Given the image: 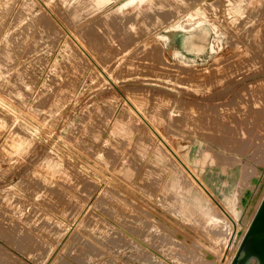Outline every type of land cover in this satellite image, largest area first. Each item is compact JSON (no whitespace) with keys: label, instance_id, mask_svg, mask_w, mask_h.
<instances>
[{"label":"rangeland","instance_id":"1","mask_svg":"<svg viewBox=\"0 0 264 264\" xmlns=\"http://www.w3.org/2000/svg\"><path fill=\"white\" fill-rule=\"evenodd\" d=\"M190 13L211 27L210 49L221 42L201 60L171 58L166 37ZM263 32L264 0H0V203L20 208L6 221L34 223L16 227L47 252L37 264L217 263L214 230L226 237L230 222L148 130L186 146L226 205L252 186L264 175ZM188 36L204 47L205 34ZM250 113L262 136L248 133Z\"/></svg>","mask_w":264,"mask_h":264},{"label":"bare ground","instance_id":"2","mask_svg":"<svg viewBox=\"0 0 264 264\" xmlns=\"http://www.w3.org/2000/svg\"><path fill=\"white\" fill-rule=\"evenodd\" d=\"M132 2H137V0H131ZM187 2V1H186ZM45 5V4H44ZM46 11V10H45ZM48 13L46 12V14H49L53 17H55L48 8H47ZM55 10H53L54 12ZM58 11V10H57ZM59 12V11H58ZM57 12V13H58ZM56 13V12H55ZM56 13V14H57ZM64 14V13H63ZM151 14V13H150ZM261 14V13H260ZM48 15V16H49ZM118 15V14H117ZM57 16V15H56ZM154 16L157 18H161L160 16H163V13L161 11H155ZM41 18V15L39 16ZM50 17V16H49ZM47 15H44V18L42 17L41 19L44 20V22H49L50 20L47 19ZM52 18V17H51ZM53 19V18H52ZM58 19V18H57ZM59 20V19H58ZM57 20V21H58ZM195 24H191V26H189V24L185 25L187 22H194ZM43 22V23H44ZM60 22V21H59ZM186 22V23H185ZM56 23V22H55ZM61 23V22H60ZM182 23H185L184 25ZM181 25L177 24V27L180 28V30L186 31L188 34L192 35V39H194L193 36H196V33L198 31H200L203 26H204V21H202V19H200L198 16H196L195 14H189L186 18L185 21H182ZM49 24V23H48ZM51 24V23H50ZM49 24V25H50ZM48 25V26H49ZM52 25V24H51ZM57 25V24H55ZM61 25V24H60ZM47 26V25H46ZM65 27V26H64ZM66 28V27H65ZM172 29V28H170ZM176 29V28H174ZM64 31V30H63ZM68 31V30H67ZM215 31V29H214ZM71 32V31H69ZM65 33V32H64ZM216 33V31H215ZM264 33V32H263ZM66 34V33H65ZM70 34V33H69ZM204 34V33H203ZM218 34V33H217ZM216 34V35H217ZM70 36V35H69ZM68 37V36H67ZM198 38H201V35L198 33ZM73 38V37H72ZM169 39V37H166V40ZM214 41L213 45H211V52H215V44H219L221 42V37L220 35H217V37L213 38ZM72 40V39H71ZM73 41V40H72ZM74 42V41H73ZM79 42V41H78ZM134 42V41H133ZM77 43V42H75ZM74 43V44H75ZM198 43V42H197ZM80 45V44H79ZM78 45V46H79ZM212 46H214L212 48ZM80 47V46H79ZM120 47V46H119ZM80 49V48H79ZM82 49H85L82 47ZM86 50V49H85ZM86 52V51H85ZM146 52V51H145ZM160 53V51H159ZM179 53L176 52V56L179 57L178 55ZM84 55V52H83ZM91 55V54H90ZM88 56V55H87ZM91 57V56H90ZM138 58V57H137ZM180 58V57H179ZM86 59H88L86 57ZM44 60V59H43ZM92 60V59H91ZM160 60V59H159ZM183 61V60H182ZM165 62V61H164ZM233 64V63H232ZM95 67V66H93ZM100 67V66H99ZM245 69V68H244ZM82 71V70H81ZM225 85V84H224ZM124 93V92H123ZM159 96V95H158ZM261 98V97H260ZM128 103L135 109L136 114L138 115V117L141 118L142 123L146 124V125H150L149 122L147 121L148 119L145 118V115H143V112L141 111V109L139 110L136 107V103L134 104V102H131L130 98H125ZM130 99V100H129ZM124 100V99H123ZM167 100V99H166ZM127 101H124L127 102ZM242 104V103H241ZM128 105V104H127ZM130 107V106H129ZM128 107V108H129ZM131 107V108H132ZM235 108V107H234ZM148 109V108H147ZM238 110V108H236ZM133 110V109H130ZM241 111V110H240ZM212 113V112H211ZM253 113V112H252ZM161 114V113H160ZM201 114V113H200ZM229 116V115H228ZM239 116V114H238ZM250 117H248L250 119L249 124H248V133H252L254 132L257 128V134L256 136L258 137L261 134V130L263 127V125L260 124V126H257V121L260 120L259 116H256L254 114H249ZM244 117V116H243ZM139 118V119H140ZM138 119V120H139ZM191 119V118H190ZM229 119V118H228ZM242 119V118H241ZM247 119V120H249ZM246 120V119H245ZM150 121V120H149ZM139 122V121H138ZM139 122V123H140ZM200 122V121H199ZM257 122V123H256ZM264 122V121H263ZM262 122V123H263ZM152 123V122H151ZM264 124V123H263ZM144 126V125H143ZM149 128V127H148ZM146 128V129H148ZM256 128V129H255ZM151 130V131H150ZM150 130H148L149 132H152L157 138L160 139V141H162L163 144V148L165 149V151L173 158L172 160H174V162L172 163H176L178 165V168H180V170H184L185 174L184 176H186V178L188 179L189 183L195 187L197 190L200 191V194H202L203 196H205V198L207 199L208 202H210V204L213 205V207H216L217 209H219L221 211V213H223L226 217V220H228L230 222V233L227 234V236H223L222 232L219 231L220 228L216 227L214 230V235L217 237H220L223 242L222 245H224V248L221 250V246L220 245H214L212 248V251L210 252V254H207V256L209 255V257H211V259H219L217 260L216 264H230L233 259L236 256V250L238 248H240L242 246V243H244L243 241L246 239V237L250 238L248 240V244L246 245V250L244 251V253L241 255L240 259L238 260V262L236 264H264V212H261L262 214H260L261 207L264 204V175L262 177H260L259 179H257L255 181V183H252V186L250 185V187L247 188V186L245 188H243L240 192L239 188H236L235 192L233 193L232 197H227L225 198V201L228 203V205L225 204V202H223L218 196L217 194L213 191V189L197 174L195 173V170L191 167V164L189 163L188 159L185 158L183 155L185 153H188L187 151L185 153H182L183 149H186V146L184 145H180V146H175L173 143H170L168 140H165V138L163 136H161V132L159 133V130L156 128L155 126H151L150 125ZM242 131V130H241ZM256 133V132H255ZM150 134V133H149ZM247 134V133H246ZM153 135V136H154ZM263 134H261L262 136ZM152 136V135H151ZM227 136V135H226ZM248 137V136H247ZM246 138V137H244ZM215 139V138H214ZM213 139V140H214ZM220 139V138H219ZM256 139V138H255ZM263 139V138H262ZM250 140V139H249ZM158 141V140H157ZM158 143V142H157ZM160 144V143H159ZM161 144V145H162ZM248 144V143H247ZM162 147V146H161ZM256 148V147H255ZM166 153V154H167ZM255 154V152L253 151V155ZM208 155V154H207ZM250 155V154H249ZM168 156V155H167ZM121 158V157H120ZM255 158V156H254ZM171 159V158H170ZM251 159L252 156H251ZM234 162V161H233ZM231 164V163H230ZM176 165V167H177ZM246 168V167H245ZM251 172V171H250ZM253 172V171H252ZM247 171L244 170V172H242V184L244 185H248L247 179H246V175H247ZM255 174V173H254ZM259 175V174H258ZM253 177V176H252ZM257 177V176H256ZM258 178V177H257ZM122 181V180H121ZM152 182V181H151ZM251 184V183H249ZM150 185V184H149ZM190 187V186H189ZM144 190V189H143ZM190 190V189H189ZM187 191V189H186ZM115 193V192H114ZM170 200V199H169ZM165 201V200H164ZM168 201V200H167ZM243 201L245 204H247L248 209L244 214H245V219L244 221H246L243 224H246L245 227H243L242 225H240L239 221H238V216L239 213L242 212L241 210V202ZM127 203V202H126ZM110 205V204H109ZM133 205V204H132ZM264 206V205H263ZM174 207V206H173ZM134 208V207H133ZM138 208V207H137ZM148 208V207H147ZM247 208V207H246ZM122 210V209H121ZM135 210V209H134ZM133 210V211H134ZM246 210V209H245ZM132 211V212H133ZM175 211V210H174ZM211 206H210V211L208 212L207 215V223H212V222H218L219 220L216 218V216L213 215V213L211 212ZM121 212V211H120ZM135 215V211L133 212ZM123 214V213H122ZM138 214V212L136 211V215ZM141 214V213H140ZM140 214L138 217H140ZM155 214V213H154ZM259 214V215H258ZM258 215V216H257ZM244 216V215H243ZM134 218L136 216H133ZM142 217V215H141ZM147 217V216H146ZM81 218V217H80ZM137 218V217H136ZM243 218V217H242ZM145 220V218H142ZM141 219V220H142ZM151 220V219H150ZM165 220V219H164ZM144 222V221H143ZM224 222V221H223ZM226 223V222H225ZM227 224V223H226ZM158 226V225H157ZM160 226V225H159ZM69 227V226H68ZM224 227V226H223ZM75 230V229H74ZM184 234V233H183ZM210 235V234H209ZM212 236V235H211ZM186 237V236H185ZM214 237V236H213ZM225 237V238H224ZM191 238V237H190ZM219 239V238H218ZM192 240V239H191ZM197 241V240H196ZM192 242H194L192 240ZM177 244V243H176ZM185 244V243H184ZM199 244V243H198ZM220 244V243H219ZM183 245V244H182ZM202 247V246H201ZM244 247V244H243ZM192 250V249H191ZM223 251V252H222ZM203 252V251H202ZM195 255V254H194ZM206 255V254H205ZM214 255H218L216 258ZM208 257V258H209ZM45 258V257H44ZM197 259V258H196ZM201 259V258H200ZM210 259V260H211ZM206 258H204V261H202L203 263L206 262ZM199 261V260H198ZM215 262V261H214ZM207 264V263H206Z\"/></svg>","mask_w":264,"mask_h":264},{"label":"crops","instance_id":"3","mask_svg":"<svg viewBox=\"0 0 264 264\" xmlns=\"http://www.w3.org/2000/svg\"><path fill=\"white\" fill-rule=\"evenodd\" d=\"M204 26H206V24H204ZM209 28L211 29V27H204L206 33L203 30L201 31V36L205 34V42L202 49L198 50L191 42H189L191 40H189L186 31L176 30L169 34V39L166 40L167 43L164 47V52L171 58H175L176 52L179 53L178 55L180 58H188L191 60H201L204 56L208 57V54L211 52V38L208 39V36L212 33ZM207 29H209V32ZM196 36H198V34H196ZM2 195L3 193L0 192V196ZM19 209L18 205L7 204L6 206L0 203V223L5 225V228L0 229V249H5L8 252L7 254L0 252V262L2 264H9V262H11L9 259L11 258L18 261L19 264H21L20 262H23L24 264H37V257L43 259L47 252L43 253L41 250H37L34 241L22 239L23 241L19 242L21 236L19 234V229L16 227L18 225L19 227H28L31 230L35 229L34 223H32L31 220H25L23 222L15 220L14 223H12V221H6L5 212L15 213V217L18 219L20 217L17 214L18 211H20ZM20 244L22 245L19 246ZM11 264H13V262Z\"/></svg>","mask_w":264,"mask_h":264},{"label":"water","instance_id":"4","mask_svg":"<svg viewBox=\"0 0 264 264\" xmlns=\"http://www.w3.org/2000/svg\"><path fill=\"white\" fill-rule=\"evenodd\" d=\"M264 205V204H263ZM262 205V207H261V210H259L260 211V214H262L261 212H264V206ZM259 215V214H258ZM257 215V216H258Z\"/></svg>","mask_w":264,"mask_h":264}]
</instances>
